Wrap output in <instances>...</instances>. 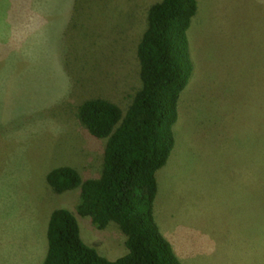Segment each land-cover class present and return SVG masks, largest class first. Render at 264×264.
<instances>
[{"label": "rangeland", "instance_id": "rangeland-1", "mask_svg": "<svg viewBox=\"0 0 264 264\" xmlns=\"http://www.w3.org/2000/svg\"><path fill=\"white\" fill-rule=\"evenodd\" d=\"M157 1L0 0V264H42L56 208L100 255L127 252L115 222L96 228L76 211L79 188L55 193L46 175H100L106 139L77 110L101 98L126 111ZM196 1L153 217L182 264H264V0Z\"/></svg>", "mask_w": 264, "mask_h": 264}, {"label": "trees", "instance_id": "trees-1", "mask_svg": "<svg viewBox=\"0 0 264 264\" xmlns=\"http://www.w3.org/2000/svg\"><path fill=\"white\" fill-rule=\"evenodd\" d=\"M196 9V0L150 5L136 47L141 85L126 111L101 98L79 105L77 116L89 134L106 139L100 175L82 180L70 166L46 175L55 193L79 188L76 211L96 228L115 222L127 252L113 260L100 255L83 242L76 216L56 208L47 220L42 264H182L154 220L153 200L155 172L173 147L177 100L191 69L186 30Z\"/></svg>", "mask_w": 264, "mask_h": 264}]
</instances>
